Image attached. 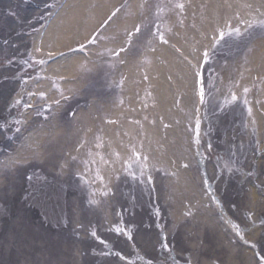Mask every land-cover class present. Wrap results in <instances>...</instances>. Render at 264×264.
<instances>
[{
	"label": "rangeland",
	"instance_id": "rangeland-1",
	"mask_svg": "<svg viewBox=\"0 0 264 264\" xmlns=\"http://www.w3.org/2000/svg\"><path fill=\"white\" fill-rule=\"evenodd\" d=\"M0 264H264V0H0Z\"/></svg>",
	"mask_w": 264,
	"mask_h": 264
},
{
	"label": "snow or ice",
	"instance_id": "snow-or-ice-1",
	"mask_svg": "<svg viewBox=\"0 0 264 264\" xmlns=\"http://www.w3.org/2000/svg\"><path fill=\"white\" fill-rule=\"evenodd\" d=\"M180 8H183L184 7V5L183 4H179L178 5ZM117 11H119V9H117ZM115 15V13H113V16ZM111 19V17H109V20ZM156 31H157V33H159V28L157 27L156 28ZM238 31V30H237ZM141 32V27L140 26H137L136 28H135V32L134 33H129V36L131 37V36H133V35H135V34H137V33H140ZM223 37V33H221V38ZM163 37H162V35H161V39H162ZM165 43H167V41H164ZM93 43H95V41H93ZM128 44H129V46H131V44H132V41H131V39H129L128 40V42H127ZM124 51H127V49L126 48H121L120 50H119V52H124ZM119 52H117V53H115L116 55H119ZM205 57H207V53H205ZM37 63H39V64H44L45 63V61H43V60H40V61H37ZM245 91H248L247 89H245ZM43 95V94H42ZM233 99H235V96H233ZM57 103H59V101H57ZM29 107H30V105H29ZM197 142H199V141H197ZM209 147H211V145L209 144ZM137 155H139V153H137ZM132 175L134 176L135 175V173H132ZM101 179H102V177H101ZM117 231H121L120 229H117ZM162 247H167V245H165V244H162L161 245Z\"/></svg>",
	"mask_w": 264,
	"mask_h": 264
},
{
	"label": "bare ground",
	"instance_id": "bare-ground-1",
	"mask_svg": "<svg viewBox=\"0 0 264 264\" xmlns=\"http://www.w3.org/2000/svg\"><path fill=\"white\" fill-rule=\"evenodd\" d=\"M51 28V27H50ZM50 28L48 29V31H47V35L44 37V39H46L47 37H49V35H50V31L53 29V28H51V30H50ZM54 49V48H53ZM56 49V48H55ZM49 72V71H48ZM36 95L39 97V96H42V94H41V92L39 91V92H37L36 93ZM105 114L103 115V119H102V121L104 120V118H105ZM102 121L101 122H99L100 124H102Z\"/></svg>",
	"mask_w": 264,
	"mask_h": 264
}]
</instances>
